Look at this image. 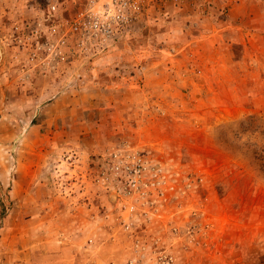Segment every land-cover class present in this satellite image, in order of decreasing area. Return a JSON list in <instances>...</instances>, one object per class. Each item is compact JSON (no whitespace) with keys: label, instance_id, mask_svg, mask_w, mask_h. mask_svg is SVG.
I'll use <instances>...</instances> for the list:
<instances>
[{"label":"rangeland","instance_id":"rangeland-1","mask_svg":"<svg viewBox=\"0 0 264 264\" xmlns=\"http://www.w3.org/2000/svg\"><path fill=\"white\" fill-rule=\"evenodd\" d=\"M0 0V264H264V0Z\"/></svg>","mask_w":264,"mask_h":264},{"label":"built area","instance_id":"built-area-1","mask_svg":"<svg viewBox=\"0 0 264 264\" xmlns=\"http://www.w3.org/2000/svg\"><path fill=\"white\" fill-rule=\"evenodd\" d=\"M134 1L135 0H122V6H124V7L132 6L131 8H136V5L134 4Z\"/></svg>","mask_w":264,"mask_h":264}]
</instances>
